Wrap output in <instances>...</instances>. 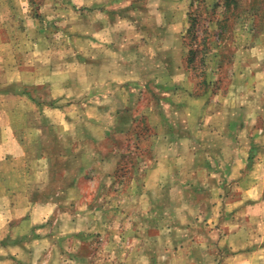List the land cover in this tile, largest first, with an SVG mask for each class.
<instances>
[{"label":"rangeland","instance_id":"obj_1","mask_svg":"<svg viewBox=\"0 0 264 264\" xmlns=\"http://www.w3.org/2000/svg\"><path fill=\"white\" fill-rule=\"evenodd\" d=\"M44 1H0L1 16L9 18L3 17L1 25L15 27L20 41L15 58L31 59L41 52L35 57L42 75L99 56V74L115 75L123 66L130 78L118 86L104 84L105 91L123 89L105 97L103 106L125 112L106 108L95 123L89 120L98 113L95 109L84 120L77 119V104L66 107L74 128L62 133L94 138L84 150H70L86 149L82 158H105L100 181L89 183V190L98 188L89 202L104 209L77 217L73 231L60 228L68 238L59 251L71 255L52 264H227L223 241L231 242V233L224 225L231 213L224 207L231 197L202 190L207 176L199 173L208 170L200 171L195 163L196 158H212L209 173H214L223 164L213 158H264V0H235L227 8L224 0H56L66 10L61 13ZM20 5L18 17L12 15ZM5 37L0 31V42ZM198 43L202 51L189 63L190 49ZM33 44H40L38 51L31 49ZM65 47L71 49L58 50ZM7 51L6 45L0 47V54H15ZM69 68H64L65 78ZM45 149L51 158L69 155L68 147ZM161 158L179 161L163 166ZM91 165L89 176L99 177ZM250 169L259 170L256 161ZM170 185L172 193L163 194ZM182 186L195 194L182 193ZM83 222L85 229L75 230ZM198 238L212 245L204 243L206 251H199L192 243ZM186 250L193 255L183 259ZM41 261L49 263L48 257Z\"/></svg>","mask_w":264,"mask_h":264},{"label":"crops","instance_id":"obj_2","mask_svg":"<svg viewBox=\"0 0 264 264\" xmlns=\"http://www.w3.org/2000/svg\"><path fill=\"white\" fill-rule=\"evenodd\" d=\"M27 1L35 4V0ZM65 1L70 3L72 0ZM44 2L53 5L50 10L54 13L66 11L55 5L56 0ZM17 8L23 7L17 6L16 12L12 14L18 17ZM3 17L9 19L8 14ZM3 17H0V31L6 37L1 40L0 47L6 45L7 53L15 54L12 57L0 54V264H44L41 260L45 257L49 259L48 264H52L55 259L66 260L71 255L59 251L63 238H68L61 234L62 227L69 228L67 232L73 231L74 226H77V217L89 211L104 209L102 204L98 206L89 202V196L91 199L98 195V188L89 190V183L100 181L105 158H82L86 149L74 152V147H83L84 150L86 144L94 138H88L87 135L78 139V136L70 135L74 125L67 113L70 109L66 107L77 104V119H84L82 116H87L89 109H95L98 111L96 116H89V120L95 123L101 121L99 116L106 108L113 114H119L121 109L125 112L126 108L120 106H103L105 97L110 96V93L120 94L123 89L105 91L104 84L106 82L118 86L121 79L128 76V71L122 66L123 70L118 74L104 77L98 73L99 68L102 70L103 67L98 56L95 60L80 58L69 62L67 78L64 70L66 63L62 66L63 70L54 69L40 75L37 68L39 63L36 62L39 57L35 56H42V53H33L31 59L21 54L15 58V50L21 47L18 34L15 27L9 28V23L6 27L1 25ZM33 47H37L38 51L40 44H33L31 49ZM69 49L65 47L58 50ZM74 64L77 67L73 70ZM11 70H16L17 74L9 77L6 73ZM129 81H126L128 85L131 84ZM70 95H73L74 102L69 99ZM2 100L10 107L6 108ZM62 108H65V117L59 119L58 113H62ZM63 130L70 134L62 133ZM102 137L96 136V139ZM57 145L68 147L69 155H65V158H51L45 148ZM165 159L161 158L159 164L167 166L170 160L179 161V158ZM207 159L196 158L195 163V168L200 171L208 170L199 173L203 178L207 176V184L201 183L205 185L202 190L212 195L223 193L231 197L224 207L231 213L230 219L226 214L224 225V228L230 227L227 231L231 233V242L223 241L225 249L229 251L225 253V261L227 264H264V158H213L223 164V170L214 173H209L212 158ZM57 160L61 163L59 167L54 165ZM255 161L259 170L251 172L250 166ZM93 163L101 174L99 177L89 176L94 169L91 165ZM165 169L168 171L169 167ZM98 171H95L96 175ZM38 173L44 179L39 181ZM175 176L178 177V172H175ZM172 189H175L173 185L165 187L167 192L163 194L169 195ZM181 189L182 193L195 194L193 188L187 190L182 186ZM212 208H216L215 205ZM188 223L192 225V221ZM84 224L87 223L83 222L75 230H84ZM188 226L181 224L183 228ZM212 242L198 238L192 243H196L199 251L204 252L206 248L203 244L210 246ZM200 244L205 250H201ZM70 251L67 249L68 253ZM181 253L183 259L193 255L188 250ZM233 259L235 261L230 263Z\"/></svg>","mask_w":264,"mask_h":264},{"label":"trees","instance_id":"obj_3","mask_svg":"<svg viewBox=\"0 0 264 264\" xmlns=\"http://www.w3.org/2000/svg\"><path fill=\"white\" fill-rule=\"evenodd\" d=\"M233 1H235V0H224V4H225V8H227L230 4H231V2H233ZM193 26H191V28H192ZM221 32H219V33H217V38L219 39V37L221 36ZM217 39V40H218ZM220 40V39H219ZM199 45H200V43H198V45H196V46H194V47H192L191 49H190V55L188 56V58H187V61L189 62V63H192V62H194V59H195V56L197 55V54H199L202 50L200 49V48H198L199 47ZM194 67H196V65L194 66ZM204 82H206L207 80L206 79H204L203 80Z\"/></svg>","mask_w":264,"mask_h":264}]
</instances>
